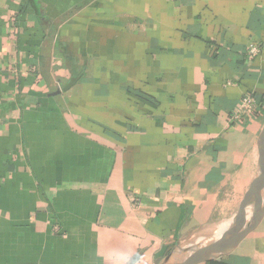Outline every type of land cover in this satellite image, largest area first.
<instances>
[{"label": "crops", "instance_id": "obj_1", "mask_svg": "<svg viewBox=\"0 0 264 264\" xmlns=\"http://www.w3.org/2000/svg\"><path fill=\"white\" fill-rule=\"evenodd\" d=\"M263 123L264 0H0V264H157L215 238ZM199 264H264V217Z\"/></svg>", "mask_w": 264, "mask_h": 264}, {"label": "water", "instance_id": "obj_2", "mask_svg": "<svg viewBox=\"0 0 264 264\" xmlns=\"http://www.w3.org/2000/svg\"><path fill=\"white\" fill-rule=\"evenodd\" d=\"M258 145L257 171L229 224L206 243L183 247L176 244L157 264H199L218 259L235 250L259 225L264 217V123Z\"/></svg>", "mask_w": 264, "mask_h": 264}, {"label": "built area", "instance_id": "obj_3", "mask_svg": "<svg viewBox=\"0 0 264 264\" xmlns=\"http://www.w3.org/2000/svg\"><path fill=\"white\" fill-rule=\"evenodd\" d=\"M260 52L261 48L258 44H251L248 48V53L251 56H257ZM257 106V100L252 93L244 95L231 113L230 122L241 121L244 117L254 115Z\"/></svg>", "mask_w": 264, "mask_h": 264}, {"label": "rangeland", "instance_id": "obj_4", "mask_svg": "<svg viewBox=\"0 0 264 264\" xmlns=\"http://www.w3.org/2000/svg\"><path fill=\"white\" fill-rule=\"evenodd\" d=\"M204 242H205V240H202V241H201V240H200V241H199V240H192V241H189V242H185V243H183V244L181 243V244H182L181 246H182V247H183V246H187V245L195 246V245L203 244Z\"/></svg>", "mask_w": 264, "mask_h": 264}, {"label": "bare ground", "instance_id": "obj_5", "mask_svg": "<svg viewBox=\"0 0 264 264\" xmlns=\"http://www.w3.org/2000/svg\"><path fill=\"white\" fill-rule=\"evenodd\" d=\"M221 228H222V227H221ZM210 238H211V237H206V239H205V243L208 242V241H210Z\"/></svg>", "mask_w": 264, "mask_h": 264}]
</instances>
